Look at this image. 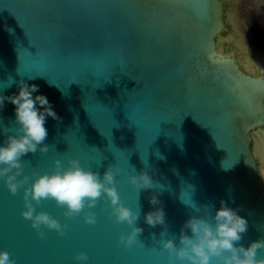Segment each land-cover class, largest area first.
I'll return each mask as SVG.
<instances>
[{"label":"water","instance_id":"water-1","mask_svg":"<svg viewBox=\"0 0 264 264\" xmlns=\"http://www.w3.org/2000/svg\"><path fill=\"white\" fill-rule=\"evenodd\" d=\"M235 3L210 0L209 31L199 0H0V95L17 94L20 81L38 85L33 97H47L60 118H46L49 150L22 157V174L48 172L53 160L67 158L100 174L119 167L116 190L139 213L138 239L149 248L117 245L130 229L108 219L107 201L90 210L91 226L42 201L36 211L68 227L62 237L41 229L38 239L20 216L22 189L12 196L0 181V251L16 264H77V253L87 264H169L160 240L179 234L191 215L188 200L213 212L223 200L247 221L241 246L264 240V54L242 40L237 24L245 21ZM213 52L226 62L210 63ZM250 91L254 114L236 128ZM5 126H17L7 102ZM5 139L0 133V146ZM141 172L161 187L137 194L124 181ZM151 195L161 202L169 236L144 223L154 210Z\"/></svg>","mask_w":264,"mask_h":264},{"label":"clouds","instance_id":"clouds-1","mask_svg":"<svg viewBox=\"0 0 264 264\" xmlns=\"http://www.w3.org/2000/svg\"><path fill=\"white\" fill-rule=\"evenodd\" d=\"M18 93L10 96L0 95V110L5 103L14 106V124L16 127H3L0 133L6 136L3 146H0V181L7 192L15 196L22 189V219L36 233L38 239H43L44 231H54L58 236L65 234L67 224H61L46 212H37L36 207L42 201H52L63 209L61 215L66 220L81 217L86 225L96 223L95 208L97 201L104 203L110 209L108 219L114 225H126L130 231L117 237V245L124 250L134 245L142 248L139 241L143 229L135 226L139 213H134L125 207L116 190V176L121 173L119 167L109 166L103 174L82 168L77 159L67 158L53 160L48 172L36 171L23 175L25 164L21 158L37 151L48 152L44 141L48 136L45 128L46 118L60 122V118L52 110L47 97L32 93L39 91L38 85L20 81ZM42 109V111L40 110ZM29 180L31 183L29 184ZM264 180V177H262ZM125 183L131 185L137 192L143 190H158L161 186L154 184L147 172L125 177ZM149 205L154 209L144 214V223L155 228L161 226L165 230L160 236H169L165 224V212L161 202L155 195L148 198ZM191 209L190 217L181 225L179 234L174 238L161 239L160 249L166 253L169 264H264V257L258 258V252L264 249V240L253 241L247 248L239 242L247 231V221L237 215V211L220 201V208L213 210L206 205H197L194 201H185ZM82 214V216H81ZM88 256L77 253L73 260L77 264H87ZM0 264H16L11 254L0 251Z\"/></svg>","mask_w":264,"mask_h":264},{"label":"rangeland","instance_id":"rangeland-1","mask_svg":"<svg viewBox=\"0 0 264 264\" xmlns=\"http://www.w3.org/2000/svg\"><path fill=\"white\" fill-rule=\"evenodd\" d=\"M234 14L245 21L237 24L244 43L256 53L264 54V0H236Z\"/></svg>","mask_w":264,"mask_h":264},{"label":"snow or ice","instance_id":"snow-or-ice-1","mask_svg":"<svg viewBox=\"0 0 264 264\" xmlns=\"http://www.w3.org/2000/svg\"><path fill=\"white\" fill-rule=\"evenodd\" d=\"M199 3L201 4V14H200L201 22L208 28L209 31H214L215 25L212 21L211 13L208 11V5L210 3V0H199ZM38 56L39 53L37 57ZM209 61L214 66H219L226 62L224 57H217L214 52L209 56ZM255 107H256L255 96L250 91L247 96V101L243 106V111L241 113H237L236 118L233 119L232 121L233 126L236 128L244 127L242 123L244 116L247 115L248 117H251L254 114ZM141 249L149 250V248H145V246L142 247Z\"/></svg>","mask_w":264,"mask_h":264}]
</instances>
